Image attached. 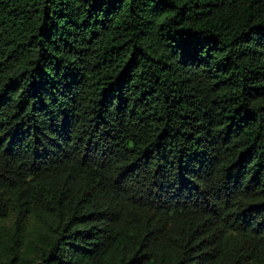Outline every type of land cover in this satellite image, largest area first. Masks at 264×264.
Returning <instances> with one entry per match:
<instances>
[{
	"label": "trees",
	"instance_id": "trees-1",
	"mask_svg": "<svg viewBox=\"0 0 264 264\" xmlns=\"http://www.w3.org/2000/svg\"><path fill=\"white\" fill-rule=\"evenodd\" d=\"M0 264H264V0H0Z\"/></svg>",
	"mask_w": 264,
	"mask_h": 264
}]
</instances>
